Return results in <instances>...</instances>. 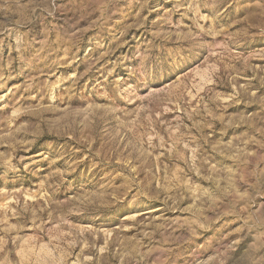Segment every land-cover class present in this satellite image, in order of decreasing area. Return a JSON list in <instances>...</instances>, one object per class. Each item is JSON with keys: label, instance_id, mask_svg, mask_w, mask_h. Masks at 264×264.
<instances>
[{"label": "rangeland", "instance_id": "obj_1", "mask_svg": "<svg viewBox=\"0 0 264 264\" xmlns=\"http://www.w3.org/2000/svg\"><path fill=\"white\" fill-rule=\"evenodd\" d=\"M0 264H264V0H0Z\"/></svg>", "mask_w": 264, "mask_h": 264}]
</instances>
